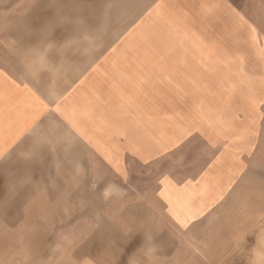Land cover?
I'll return each instance as SVG.
<instances>
[{
    "label": "crops",
    "instance_id": "obj_1",
    "mask_svg": "<svg viewBox=\"0 0 264 264\" xmlns=\"http://www.w3.org/2000/svg\"><path fill=\"white\" fill-rule=\"evenodd\" d=\"M113 4L117 26L72 33L124 36L119 45H47L33 31L0 65V213L25 210L48 180L71 187L61 195L104 196L111 182L147 179L160 164L169 167L155 184L135 188L140 200L126 209H157L166 227L199 219L229 190L234 158L185 148L199 134L191 101L222 99L207 88L227 84L245 59L240 53L254 52L249 38L264 31V0Z\"/></svg>",
    "mask_w": 264,
    "mask_h": 264
},
{
    "label": "rangeland",
    "instance_id": "obj_2",
    "mask_svg": "<svg viewBox=\"0 0 264 264\" xmlns=\"http://www.w3.org/2000/svg\"><path fill=\"white\" fill-rule=\"evenodd\" d=\"M114 1L0 0V65L33 31L41 32L47 45L87 39L119 45L124 36L72 33L117 26ZM258 32L249 38L254 52L240 53L245 59L233 75H226L232 76L224 79L229 82L207 88L222 99L191 101L198 113L191 128L199 134L185 148H199L206 158L235 159L225 171L229 190L213 209L167 227L157 209L148 215L135 207L127 210L140 200L135 188L157 182L167 164H160L154 176L143 175L147 179L132 175L111 182L110 194L106 189L104 196L103 191L91 197L61 195L68 188L70 194L71 187L48 180L25 210L0 213V264H264V31ZM87 186L79 182V187Z\"/></svg>",
    "mask_w": 264,
    "mask_h": 264
}]
</instances>
